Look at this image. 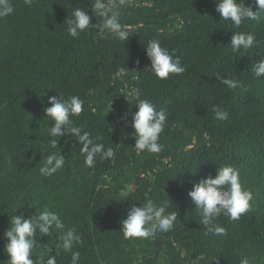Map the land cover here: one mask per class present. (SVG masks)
Returning <instances> with one entry per match:
<instances>
[{"label":"trees","instance_id":"trees-1","mask_svg":"<svg viewBox=\"0 0 264 264\" xmlns=\"http://www.w3.org/2000/svg\"><path fill=\"white\" fill-rule=\"evenodd\" d=\"M114 2L129 32L125 41L102 39L95 28L77 38L67 34L64 21L74 8L86 7L90 22L99 21L91 0H34L31 6L11 0L14 12L0 17V264H8L4 231L16 207L25 218L57 212L64 230L74 228L81 238L72 249L80 253L79 264H264V75L253 72L264 60V13L236 28L220 19L214 0ZM238 2L257 10L255 0ZM237 32L254 35L256 45L233 52ZM152 39L180 57L182 74L161 80L149 71L145 47ZM121 67L128 74L116 78ZM223 78L238 86L229 88ZM133 88L168 113L160 153L134 149L137 109L125 97ZM58 94L85 101L74 125L102 137L95 142L114 148V159L97 158L89 169L75 138L62 136L57 146L64 168L40 175L44 158L59 152L49 147L54 122L44 113L48 97ZM213 105L226 109L228 119L217 120ZM221 166L239 171L251 207L235 221L221 214L215 223L225 234L206 235L188 192ZM149 198L157 205L167 201L166 213L177 212L173 229L124 239L120 220L127 208ZM64 230L37 236L34 264L47 258L48 247L50 254L56 247L57 264H71V252L59 248Z\"/></svg>","mask_w":264,"mask_h":264},{"label":"clouds","instance_id":"clouds-1","mask_svg":"<svg viewBox=\"0 0 264 264\" xmlns=\"http://www.w3.org/2000/svg\"><path fill=\"white\" fill-rule=\"evenodd\" d=\"M23 2L31 6L34 0H23ZM120 3L123 4L124 0H120ZM214 3L220 19L230 20L236 28H239L245 20H258L260 14L264 13V0H255L257 6L255 11L238 0H214ZM91 5L92 14L96 18L99 17V21L95 24L90 22L91 17L86 7L74 8L71 17H67L64 21L69 36L77 38L85 30L95 28L102 39L106 35H112L121 41L127 40L129 32L120 23V12L114 10L118 7L114 0L112 3H106L105 0H91ZM13 12L11 0H0V17L11 15ZM256 43V37L250 33L237 32L231 35L230 45L233 52L252 49ZM145 53L150 60V66L147 68L157 79L166 80L170 74L179 75L185 71L180 57L176 56L174 51L169 52L167 48L162 47L157 39L147 43ZM136 62L139 63L138 60ZM253 72L256 77L264 75V60H259L255 64ZM127 74L125 68L121 67L116 71L115 77L122 79ZM222 83L229 88L238 86L237 81L228 78H223ZM125 97L128 103L131 101V105H135L137 109L131 116L133 129L131 135L134 133L135 151L137 154L160 153L164 146L159 140L168 122V113L163 109L157 111L148 99H141V92L137 88L130 89ZM48 103L50 106L44 108V113L54 122L52 126H48V135L55 138L50 140L49 147L59 149V152H53L44 158L42 166L39 167L40 175L50 177L64 168L66 159L61 154V148L57 146L62 136L75 138L80 145L79 152L84 157V164L89 169L94 168L97 158L101 161L115 158L114 148L95 142L102 137L93 138L89 132L74 125L72 118L78 117L84 110L83 99L76 95L65 98L58 94V96H49ZM212 110L217 120L228 119L229 113L226 109L213 105ZM147 195L145 193V196ZM188 196L199 213L200 224L205 227L206 235L225 234V228L215 223L216 218L223 214L230 220H238L250 211L252 200L251 191L242 188L239 171L232 166L216 168L215 175L210 173L193 182ZM166 207L167 201L157 205L151 198L143 205H130L125 216L120 220V230L124 239H147L154 237L158 232L171 231L178 218L177 212L166 213ZM17 210L18 207L13 209L9 226L4 231L6 237L4 251L8 257L7 261L8 264H34L30 257L34 248L38 246L37 236L50 237L54 233H60L65 229V224L55 211L44 209L39 214L30 213L25 218V214ZM58 239L59 248L71 252V264H79L80 253L72 251L75 244L81 243V238L75 229L64 230ZM51 252L52 249L48 247L47 258L42 256L40 264H57L56 247L55 253L50 254Z\"/></svg>","mask_w":264,"mask_h":264}]
</instances>
